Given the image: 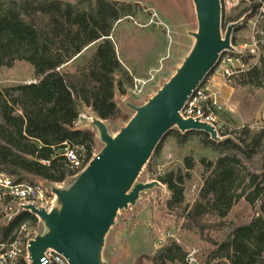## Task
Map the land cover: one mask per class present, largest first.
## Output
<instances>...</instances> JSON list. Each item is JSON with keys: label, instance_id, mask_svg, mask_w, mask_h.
<instances>
[{"label": "trees", "instance_id": "1", "mask_svg": "<svg viewBox=\"0 0 264 264\" xmlns=\"http://www.w3.org/2000/svg\"><path fill=\"white\" fill-rule=\"evenodd\" d=\"M135 7L116 0L0 2V68L24 62L35 80L0 89V171L15 182L31 176L62 183L72 175L58 154L64 142L82 146L91 158L94 133L76 128L75 123L83 108L102 120L116 118L114 97L124 95L134 77L117 56L113 26L135 16ZM233 20L226 18L223 26ZM263 81L261 58L259 65L240 75L238 83L239 87H260ZM221 135L224 138L215 142L202 131L171 129L146 166L154 168L167 138L179 145L198 139L202 147L217 151L214 160L186 156L182 167L155 175L170 192L166 207L172 210L184 203V181L198 165L202 181L198 199L183 210L189 221L207 214L223 219L240 200L258 204L247 223L233 226L220 241L210 240L206 259L198 264H264V126H227ZM26 222L30 227L38 225L37 218L26 211L0 225V241L11 239ZM186 254L171 239L151 259L153 264H184ZM19 264H26L24 258Z\"/></svg>", "mask_w": 264, "mask_h": 264}, {"label": "rangeland", "instance_id": "2", "mask_svg": "<svg viewBox=\"0 0 264 264\" xmlns=\"http://www.w3.org/2000/svg\"><path fill=\"white\" fill-rule=\"evenodd\" d=\"M65 1L75 3L78 0ZM116 1L136 5V15L124 18L113 26L112 39L117 56L134 79L124 95L116 94L114 97L118 108L116 118L104 120L112 134L126 124L134 113L126 103L143 104L174 73L193 44V38L187 32L195 31L197 27L191 0ZM226 18L234 19L230 23H239L232 31L231 45L241 51L245 69L259 65V60L264 58V0H221L222 33L229 24L223 26ZM89 52L86 50L85 55ZM241 74L232 79V86L224 88L227 99L224 122L228 126H264V81L260 87H239ZM31 79V69L24 62L14 63L11 68H0V89ZM83 109L81 113L91 116L90 110ZM90 131L96 139L93 157L102 144L96 130ZM217 155V151L202 147L198 139L179 145L174 139L167 138L162 143L154 168L148 170L145 165L137 181H151L159 173L182 167L186 156L198 161L202 157L214 160ZM255 161L258 162V157ZM189 173L190 176L184 181L185 201L181 206L172 210L166 207L170 192L164 185L163 189L155 187L142 192L135 206L118 212L115 224L106 236L103 251L108 264H153L151 258L154 251L172 239V236H166L169 232L179 239L186 251L195 250L197 262L203 263L211 247L210 240L224 239L233 226L247 223L255 215L258 204L250 206L240 200L223 219L207 214L197 221H189L185 218L187 210L183 213L184 207L190 208L198 199L202 183L198 165ZM24 180L48 189L51 184H67L72 177L62 183L31 176ZM4 223L6 219L0 218V225ZM33 229L39 231L40 225L30 227L28 231Z\"/></svg>", "mask_w": 264, "mask_h": 264}, {"label": "water", "instance_id": "3", "mask_svg": "<svg viewBox=\"0 0 264 264\" xmlns=\"http://www.w3.org/2000/svg\"><path fill=\"white\" fill-rule=\"evenodd\" d=\"M191 1L197 27L187 33L193 44L174 73L143 104L126 103L134 113L115 134L91 114L86 127L96 130L101 149L70 182L49 186L54 194L49 209L32 203L19 209L35 215L40 225L28 241V264H48V248L69 264H108L103 251L118 212L135 206L142 192L164 187L156 179L137 181L162 137L176 129L202 131L215 142L223 139L212 125L183 118L180 111L220 55L233 51L231 35L239 23H229L222 33L221 0ZM0 264H6L2 257Z\"/></svg>", "mask_w": 264, "mask_h": 264}, {"label": "built area", "instance_id": "4", "mask_svg": "<svg viewBox=\"0 0 264 264\" xmlns=\"http://www.w3.org/2000/svg\"><path fill=\"white\" fill-rule=\"evenodd\" d=\"M233 48L232 52L226 51L220 55L218 63L192 91L180 111L183 118L197 119L212 125L217 134L223 138L221 133H224L225 127L228 126L223 119V114L227 108L224 88L231 86L232 79L247 70L241 51ZM34 81L31 79L25 83ZM86 120L90 121V116L80 112L75 127L82 126ZM58 154L64 157L65 166L72 173L70 177L78 174L92 158V156L91 158L87 157L82 146L71 145L66 142L58 150ZM41 163L48 165L49 161L41 160ZM53 199L54 194L49 188L27 181L15 182L11 176L0 171V218L6 219V222L18 214L20 208L30 203L49 209ZM29 228L30 226L26 222L21 225L11 239L0 241V257L4 259L6 264H19L21 258H24L28 264V241L37 233L35 229L31 232L28 231ZM166 236H172L170 238L180 245L179 239L173 237L170 232ZM45 257L48 264H69L68 259L53 248H48L45 251ZM184 264H198L195 250L187 251Z\"/></svg>", "mask_w": 264, "mask_h": 264}, {"label": "crops", "instance_id": "5", "mask_svg": "<svg viewBox=\"0 0 264 264\" xmlns=\"http://www.w3.org/2000/svg\"><path fill=\"white\" fill-rule=\"evenodd\" d=\"M33 79V78H32ZM83 110H90L89 108H85ZM91 111V110H90ZM92 114H94L92 111H91ZM87 123L86 122H83V125L82 126H77L76 128H79V129H84V130H90L91 128H88L86 127Z\"/></svg>", "mask_w": 264, "mask_h": 264}]
</instances>
